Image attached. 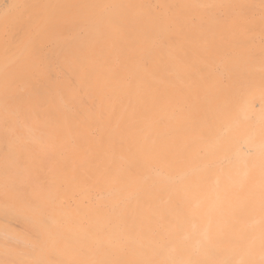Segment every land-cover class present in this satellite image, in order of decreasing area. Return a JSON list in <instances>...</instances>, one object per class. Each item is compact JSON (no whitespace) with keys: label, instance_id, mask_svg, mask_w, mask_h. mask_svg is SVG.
<instances>
[{"label":"rangeland","instance_id":"374dc122","mask_svg":"<svg viewBox=\"0 0 264 264\" xmlns=\"http://www.w3.org/2000/svg\"><path fill=\"white\" fill-rule=\"evenodd\" d=\"M0 264H264V0H0Z\"/></svg>","mask_w":264,"mask_h":264}]
</instances>
